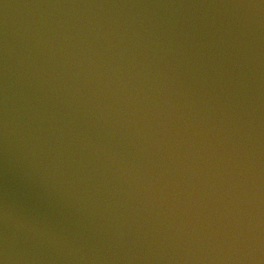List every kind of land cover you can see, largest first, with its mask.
Returning <instances> with one entry per match:
<instances>
[{"label":"water","instance_id":"water-1","mask_svg":"<svg viewBox=\"0 0 264 264\" xmlns=\"http://www.w3.org/2000/svg\"><path fill=\"white\" fill-rule=\"evenodd\" d=\"M0 264H264V0H0Z\"/></svg>","mask_w":264,"mask_h":264}]
</instances>
